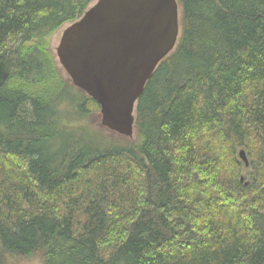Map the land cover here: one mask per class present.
Instances as JSON below:
<instances>
[{
    "label": "trees",
    "instance_id": "trees-1",
    "mask_svg": "<svg viewBox=\"0 0 264 264\" xmlns=\"http://www.w3.org/2000/svg\"><path fill=\"white\" fill-rule=\"evenodd\" d=\"M94 1L0 0V264H264V0H178L128 145L52 46Z\"/></svg>",
    "mask_w": 264,
    "mask_h": 264
},
{
    "label": "water",
    "instance_id": "water-1",
    "mask_svg": "<svg viewBox=\"0 0 264 264\" xmlns=\"http://www.w3.org/2000/svg\"><path fill=\"white\" fill-rule=\"evenodd\" d=\"M179 36L178 0H97L63 29L56 54L72 84L100 106L102 126L131 139L137 103ZM9 78L0 61V89ZM240 158L249 166L245 151Z\"/></svg>",
    "mask_w": 264,
    "mask_h": 264
},
{
    "label": "rangeland",
    "instance_id": "rangeland-1",
    "mask_svg": "<svg viewBox=\"0 0 264 264\" xmlns=\"http://www.w3.org/2000/svg\"><path fill=\"white\" fill-rule=\"evenodd\" d=\"M97 0H95L93 3H95ZM63 31V30H62ZM62 31H60L52 40V46H53V50H54V54L56 56V59L58 61V57L56 54V48L59 45L60 39H61V35H62ZM66 74V73H65ZM64 74V75H65ZM65 77H67L65 75ZM68 78V77H67ZM70 105H68L69 107ZM77 119L75 118L72 119V122H75ZM83 123H87L89 125H93L94 128H96L97 130H100L102 133V136H104V140H103V144H112V145H117V144H121V145H128L130 143V141L132 139L127 138V137H123L119 134H116L112 131H109L108 129L104 128L101 124V114L100 111L97 114H92L90 115L88 118L83 119L82 120ZM69 124H71V117H70V121H68ZM250 173V169L249 167L246 169V171L244 172V178H245V182L246 183H250L251 179L246 177V174ZM20 264H40L39 261L37 260H28L25 262H22Z\"/></svg>",
    "mask_w": 264,
    "mask_h": 264
},
{
    "label": "bare ground",
    "instance_id": "bare-ground-1",
    "mask_svg": "<svg viewBox=\"0 0 264 264\" xmlns=\"http://www.w3.org/2000/svg\"><path fill=\"white\" fill-rule=\"evenodd\" d=\"M246 165V164H245ZM247 166V165H246ZM247 167H249V166H247ZM241 181L243 182L244 181V178L242 177L241 178ZM246 185L248 186L249 185V183H246Z\"/></svg>",
    "mask_w": 264,
    "mask_h": 264
}]
</instances>
